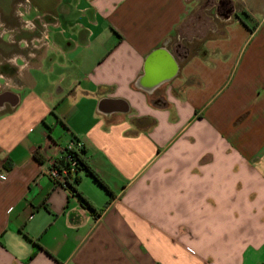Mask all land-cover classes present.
I'll return each mask as SVG.
<instances>
[{
	"label": "crops",
	"instance_id": "obj_1",
	"mask_svg": "<svg viewBox=\"0 0 264 264\" xmlns=\"http://www.w3.org/2000/svg\"><path fill=\"white\" fill-rule=\"evenodd\" d=\"M26 8L44 31L20 76L0 64V264H264V0ZM75 141L112 198L52 175Z\"/></svg>",
	"mask_w": 264,
	"mask_h": 264
},
{
	"label": "trees",
	"instance_id": "obj_2",
	"mask_svg": "<svg viewBox=\"0 0 264 264\" xmlns=\"http://www.w3.org/2000/svg\"><path fill=\"white\" fill-rule=\"evenodd\" d=\"M75 144H80V141H75ZM85 152L86 149L84 145L82 144L81 146H78L77 148L69 149L68 147L64 150V155L63 157L58 160L53 168L57 169L60 173H62L63 169H66L68 174L66 175V181L69 184L70 188L75 190V187L70 184L69 178L74 177L75 182L79 183V178H78V173L80 171L85 172L88 176L92 177L95 182H97L101 187L105 189V191L113 197L114 193L109 186V184L101 177V175L89 165L85 158ZM69 155V158H68ZM35 158L38 159L39 161H43L44 157L40 150H36L34 154ZM74 164V165H73ZM82 197V199L92 208L95 209L92 204L82 196L81 193H79ZM27 239L30 241H33L30 237L25 235ZM34 242V241H33Z\"/></svg>",
	"mask_w": 264,
	"mask_h": 264
},
{
	"label": "rangeland",
	"instance_id": "obj_3",
	"mask_svg": "<svg viewBox=\"0 0 264 264\" xmlns=\"http://www.w3.org/2000/svg\"><path fill=\"white\" fill-rule=\"evenodd\" d=\"M17 1L18 0H12L11 6H9L10 11L7 12V14H4L3 12H0V24H3L7 29L10 27L15 28V32L12 33L13 37V43H7L8 41H3L4 38L0 37V64H6L9 57L15 56L20 51V45L19 41L23 38L31 34L28 38H26L24 41L28 42V50L30 52H37L39 50V46H41V42L38 41V45L36 47L33 46V41L37 39L38 34L44 31V28L39 24H35V29L30 31H25L22 29V22H20V18L16 15L17 11ZM1 11V9H0ZM212 14H215V10L211 12ZM8 15V16H7ZM18 25V26H17ZM17 26V28H16ZM17 29V30H16ZM0 33H2V30H0ZM2 34H0L1 36ZM42 36V34H40ZM35 37V38H33ZM42 41V40H41ZM30 48V49H29Z\"/></svg>",
	"mask_w": 264,
	"mask_h": 264
},
{
	"label": "clouds",
	"instance_id": "obj_4",
	"mask_svg": "<svg viewBox=\"0 0 264 264\" xmlns=\"http://www.w3.org/2000/svg\"><path fill=\"white\" fill-rule=\"evenodd\" d=\"M31 0H23V3L19 4L17 6L16 15L20 18L22 22V27L26 31H32L35 29V24L32 22L31 19H27L28 10L26 8V5L30 4ZM0 30H2V36L4 39H6L8 42H14L12 37V30L7 29L3 24H0ZM22 47H27L28 42L27 41H21L20 42ZM38 45V41H33V46L36 47ZM29 55H33V53H29ZM7 63L12 66L17 67V74L20 76V74L24 71L25 68L28 67L26 61H22L20 57L12 56L9 57L7 60ZM0 80L6 81L7 78L3 76V74H0Z\"/></svg>",
	"mask_w": 264,
	"mask_h": 264
},
{
	"label": "built area",
	"instance_id": "obj_5",
	"mask_svg": "<svg viewBox=\"0 0 264 264\" xmlns=\"http://www.w3.org/2000/svg\"><path fill=\"white\" fill-rule=\"evenodd\" d=\"M82 143L80 144H73L72 146H68L69 149H73V148H77L78 146H81ZM68 158H69V155H68ZM74 165V164H73ZM52 175L54 177H66V175L68 174L67 170L66 169H63L62 173H60L57 169L53 168L52 171H51Z\"/></svg>",
	"mask_w": 264,
	"mask_h": 264
},
{
	"label": "flooded vegetation",
	"instance_id": "obj_6",
	"mask_svg": "<svg viewBox=\"0 0 264 264\" xmlns=\"http://www.w3.org/2000/svg\"><path fill=\"white\" fill-rule=\"evenodd\" d=\"M228 9H232V8H224V7H221V8L218 9V11H220L221 13L223 12L225 14V13H227L226 11Z\"/></svg>",
	"mask_w": 264,
	"mask_h": 264
},
{
	"label": "water",
	"instance_id": "obj_7",
	"mask_svg": "<svg viewBox=\"0 0 264 264\" xmlns=\"http://www.w3.org/2000/svg\"><path fill=\"white\" fill-rule=\"evenodd\" d=\"M225 17H226V19H230L231 18V14H228Z\"/></svg>",
	"mask_w": 264,
	"mask_h": 264
}]
</instances>
